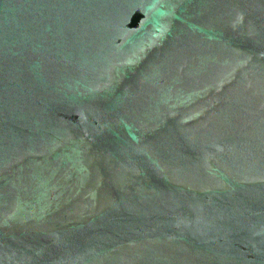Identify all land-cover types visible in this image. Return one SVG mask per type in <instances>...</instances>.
Masks as SVG:
<instances>
[{
	"label": "water",
	"instance_id": "obj_1",
	"mask_svg": "<svg viewBox=\"0 0 264 264\" xmlns=\"http://www.w3.org/2000/svg\"><path fill=\"white\" fill-rule=\"evenodd\" d=\"M0 264H264V0H0Z\"/></svg>",
	"mask_w": 264,
	"mask_h": 264
}]
</instances>
